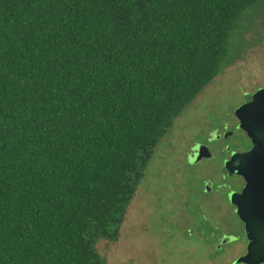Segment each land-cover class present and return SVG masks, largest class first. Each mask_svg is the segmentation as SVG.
I'll return each mask as SVG.
<instances>
[{"label":"trees","instance_id":"1","mask_svg":"<svg viewBox=\"0 0 264 264\" xmlns=\"http://www.w3.org/2000/svg\"><path fill=\"white\" fill-rule=\"evenodd\" d=\"M258 6L0 0V264H104L97 240Z\"/></svg>","mask_w":264,"mask_h":264},{"label":"rangeland","instance_id":"2","mask_svg":"<svg viewBox=\"0 0 264 264\" xmlns=\"http://www.w3.org/2000/svg\"><path fill=\"white\" fill-rule=\"evenodd\" d=\"M261 88L264 7L258 6L233 34L221 72L155 148L116 240H97L95 251L104 264H232L246 253L243 225L218 195L225 142L211 129L218 126L216 112L233 114ZM210 232L223 235L220 244L230 241L224 254L216 256L219 246L207 238Z\"/></svg>","mask_w":264,"mask_h":264},{"label":"water","instance_id":"3","mask_svg":"<svg viewBox=\"0 0 264 264\" xmlns=\"http://www.w3.org/2000/svg\"><path fill=\"white\" fill-rule=\"evenodd\" d=\"M235 115L252 139L253 148L240 156L233 154L226 163L229 175L239 172L247 181L242 193L229 195L247 239L246 253L232 264H264V88L254 92L252 100L236 109ZM235 164H241L242 169L234 170Z\"/></svg>","mask_w":264,"mask_h":264},{"label":"flooded vegetation","instance_id":"4","mask_svg":"<svg viewBox=\"0 0 264 264\" xmlns=\"http://www.w3.org/2000/svg\"><path fill=\"white\" fill-rule=\"evenodd\" d=\"M252 95L253 94H251L242 104L251 101ZM241 105H239L236 109H238ZM236 109L234 110V113L231 115H225L224 113L218 114V112H216L217 114L215 115L217 116L214 120H219L218 126L211 129L212 131H214L215 136H218V140H222L223 142H225V145L221 150V154L224 156V161L222 163L223 176L219 182L221 192H218V195L225 196L227 202L233 208L235 214H236L237 206L231 203L229 195L231 192L242 193L245 186L247 185V181L245 180L244 175H242L239 172L229 175L228 169L226 168V163L230 162L233 154H236L235 156L237 155L240 156L241 154L249 152L253 148L252 139L249 138L247 132L240 127L241 120L235 115ZM210 117H208L207 119L210 120ZM240 168H241V164H235L233 166V169L236 171L239 170ZM201 204L202 201L200 199L198 205ZM236 216L238 217L237 214ZM238 219L240 220L239 217ZM241 223L244 228V223L242 221ZM241 238H243L247 244L245 231L243 236H241Z\"/></svg>","mask_w":264,"mask_h":264}]
</instances>
